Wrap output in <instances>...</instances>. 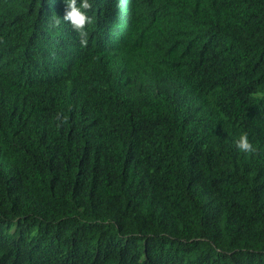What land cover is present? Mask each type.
<instances>
[{
	"label": "trees",
	"instance_id": "1",
	"mask_svg": "<svg viewBox=\"0 0 264 264\" xmlns=\"http://www.w3.org/2000/svg\"><path fill=\"white\" fill-rule=\"evenodd\" d=\"M90 3L0 0V264H264V0Z\"/></svg>",
	"mask_w": 264,
	"mask_h": 264
},
{
	"label": "clouds",
	"instance_id": "2",
	"mask_svg": "<svg viewBox=\"0 0 264 264\" xmlns=\"http://www.w3.org/2000/svg\"><path fill=\"white\" fill-rule=\"evenodd\" d=\"M66 8L63 16V21L53 15L50 21V27H58L61 22L70 23L72 29L78 34L79 42L82 47L88 44V32L86 31L87 25L93 22L92 17L87 13L92 10V3L90 0H80L78 5L77 0H65ZM56 119L62 123H67V117L57 113ZM60 125L57 124V127ZM236 148L243 153H255L256 149L249 141L247 133H243L237 140L234 141Z\"/></svg>",
	"mask_w": 264,
	"mask_h": 264
}]
</instances>
